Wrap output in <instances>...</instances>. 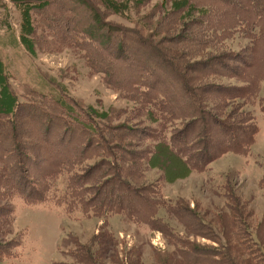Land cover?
Wrapping results in <instances>:
<instances>
[{
    "label": "trees",
    "instance_id": "16d2710c",
    "mask_svg": "<svg viewBox=\"0 0 264 264\" xmlns=\"http://www.w3.org/2000/svg\"><path fill=\"white\" fill-rule=\"evenodd\" d=\"M11 2L21 13L19 41L26 51L33 54L34 43L52 38L56 43L46 46L84 52L93 73H101L119 98L142 105L145 123H156L157 133L130 128L131 118L120 123L124 113L114 109L97 114L87 108L99 121L87 113L82 119V111L60 97L52 102L60 109L51 107V112L42 104H18L0 63V241L11 232L8 202L20 198L28 205L43 203L47 191L32 180L46 183L67 175L63 200L71 211L80 209L104 221L93 243L105 237L107 219L119 215L160 233L173 249L152 251L150 264H264V238L244 231L240 217L234 220L220 212L206 223L183 201H163L158 188L190 172H203L228 153L246 154L254 144L256 127L242 106L255 99L264 81V0H170L165 12L144 11L149 0H83L77 13L88 24L69 20L65 10L60 14L58 1ZM34 9L43 16L41 36L30 18ZM130 12L136 14L130 21L134 28L102 20L107 14L126 17ZM235 35L248 41L237 53L225 45ZM122 66L125 75L136 66V75H117L114 69ZM223 79L236 84H224ZM167 130L168 138L163 134ZM50 133L55 143L47 139ZM57 147L68 150L55 153ZM154 170L161 176L150 183L147 174ZM171 171L182 175L168 176ZM239 203L231 194L228 210L236 213L231 204ZM162 212L217 247L182 241L160 217ZM10 243L0 242V254ZM73 256L76 264H98L91 248L80 246Z\"/></svg>",
    "mask_w": 264,
    "mask_h": 264
},
{
    "label": "rangeland",
    "instance_id": "374dc122",
    "mask_svg": "<svg viewBox=\"0 0 264 264\" xmlns=\"http://www.w3.org/2000/svg\"><path fill=\"white\" fill-rule=\"evenodd\" d=\"M54 1H58L60 14L65 10L69 20L78 19L77 21L88 24L87 18L77 13L82 11L80 9L83 0ZM87 1L96 3V0ZM169 1L149 0L144 11L160 8L159 11L165 12L169 9ZM162 4L165 5L163 8ZM98 9L103 14L106 11L102 6ZM30 15L33 27L38 28V36H41L44 30L43 22L41 23L43 16L38 14L36 9L32 10ZM126 17L107 14L102 20L108 24L134 28L130 21L135 20L136 14L130 12ZM20 25V10L11 0H0V63L18 104L27 107L42 104L50 107L51 112V107H55L52 102L60 97L65 99L64 102L67 104L69 102L75 104L74 109H80L84 114L82 119H85V113L88 114L87 108H91L97 114H108L110 109H114L124 113L119 116L120 123H123L126 117L131 118L130 128L144 130L145 134L157 133L156 123H145L144 116L139 110L142 105L119 98L118 94L106 85L101 73H93L84 58V52L59 45L46 46L49 42L56 43L52 38H48L45 43L40 44L41 46L39 43H34V53L31 54L20 44ZM63 26L68 27L69 24L64 23ZM225 45L227 49L237 53L248 45V41L241 35H235L232 40L225 42ZM136 68V66H131L130 70L128 68V75H125L127 68L124 66L114 70L117 75L133 77L138 70ZM222 82L236 84L228 79H223ZM135 95L140 100L138 92ZM230 101L229 104L234 102ZM262 108L264 109V81L260 82L255 99L242 106V111L250 114L256 127L254 144L249 151L242 155L228 153L211 162L203 172H190L184 177H178L172 183L159 184L162 200L172 203L183 201L206 223H210L220 212H224L234 220L240 217L243 220L241 222L244 231L257 239L264 238V112ZM97 114L90 112L88 117L98 122L99 119L95 117ZM63 120L71 122L67 116H63ZM32 122V125L37 126L34 121ZM115 124L117 123L114 122L112 125ZM179 125L181 124H177V130L180 129ZM163 134L169 137L168 130ZM47 139L52 141L50 143L56 142L54 133H50ZM60 149L63 152L68 150L66 147H57L54 152ZM54 152H51V155ZM172 163L178 166L176 161L172 160ZM160 174L158 170L148 172L147 180L150 183L154 182L161 176ZM170 175L180 176L182 173L171 171L168 173V176ZM67 177L63 175L55 181L47 180L46 183L32 180L39 190L47 191L46 201L43 203L28 205L20 198H14L7 203L12 211L13 222L9 227L10 234L0 242L5 244L11 241V243L4 249V253L0 254V264H76L72 255L74 251L80 249V246L85 250L91 248L95 255L94 260L98 264H130L131 261L134 264H150L152 251H173L160 233L130 223L119 215H112L107 219V225L102 231L105 232V237L100 239L101 242L93 243V240L100 235L104 221L93 215H84L80 209L71 211L67 206L68 201L63 200ZM231 194L240 201L239 205L231 204L232 208L237 209L236 213L227 208L228 197ZM160 217L182 241L199 246L217 247L208 240L192 236L164 212ZM228 233L231 234L232 231ZM178 248L185 249L186 246L179 245ZM135 257H139V261H136Z\"/></svg>",
    "mask_w": 264,
    "mask_h": 264
}]
</instances>
